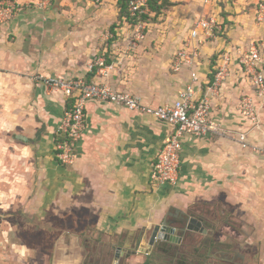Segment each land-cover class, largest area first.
I'll use <instances>...</instances> for the list:
<instances>
[{
    "label": "crops",
    "instance_id": "obj_1",
    "mask_svg": "<svg viewBox=\"0 0 264 264\" xmlns=\"http://www.w3.org/2000/svg\"><path fill=\"white\" fill-rule=\"evenodd\" d=\"M17 1L22 5L27 2ZM217 2L204 3L203 0L197 11L185 8L184 15L179 17L185 21L187 15L189 20H193L195 14L199 17L216 15L221 24L222 30L215 28L201 35L199 78L193 83L196 96L206 94L215 79V65L221 55H230L228 75L218 92L209 93L218 129L205 136H184L179 181L176 185L160 187L151 184L150 172L159 148L170 133V125L114 103L87 101L86 125L76 144L75 161L66 165L56 158L57 128L72 99L50 90L44 80L36 78L49 74L46 69L53 61L52 52L47 50L53 44L49 37L59 30L38 27L36 20L41 11L25 5L15 18L3 25L0 66L13 69L31 82L35 103L30 120L19 128L21 138L8 145L13 158H0L3 159L0 162V212L21 210L39 220L47 219L49 213L75 215L78 221L83 219L82 230L76 233L68 225L64 228L56 242L58 262L54 261L57 264H84L88 252L80 251L78 246V239L83 235L91 243H96L92 236L106 239L112 245L115 264L122 260L142 262L161 244L180 246L186 237L198 233L191 232L178 243L159 239L149 253L140 250L148 246L157 225L168 221L180 226L177 220L181 219V213L202 217L203 225L209 229L207 215L199 210L203 203L219 202L226 206L235 200L243 215L248 211L254 215L258 211L264 197V122L252 128L242 122L238 103L241 96L251 90V81L236 58L252 40L264 43V22H256L251 6L248 13L244 11V4L232 6L227 2L223 7ZM251 16L255 22L249 20ZM127 23L125 20L124 24ZM125 26L120 27L117 42L114 41L109 50L113 60L108 74L104 76L98 66L90 68L89 64L79 77L94 82L106 80L112 88L128 90L147 104L173 103L178 92L191 81L188 67L179 71L171 68L172 54L188 36L187 30V35L174 32L163 22L159 29L148 28L145 40L131 48L134 26L131 29ZM152 38L155 41H150ZM240 131L246 132V143L239 140ZM80 212L84 215H78ZM4 217H0V264H38L36 251L24 247L19 236L17 239L10 234L7 223H14ZM258 239L253 237L252 240ZM118 247H121L120 256L116 258ZM221 249L213 252L210 248L209 257L231 261L235 253L228 248ZM238 254L244 259L243 254ZM47 256L51 259L52 250H45L41 258ZM172 257L176 258V254ZM170 258L157 253L150 264H165Z\"/></svg>",
    "mask_w": 264,
    "mask_h": 264
},
{
    "label": "rangeland",
    "instance_id": "obj_2",
    "mask_svg": "<svg viewBox=\"0 0 264 264\" xmlns=\"http://www.w3.org/2000/svg\"><path fill=\"white\" fill-rule=\"evenodd\" d=\"M34 1L36 0H27L24 4L31 2L30 7L39 11L33 5ZM201 1L203 0H159L156 4L154 2L157 12L142 13L144 14L143 20L149 23L145 28V33L148 28H161L163 22L167 25V29H173L174 32L180 31L181 34L186 33L187 30L188 33L199 16L195 14L193 20H189L190 17L187 15L186 20L182 21L179 15H184L185 8H194L197 11ZM253 1L257 0H218L217 3L223 7L227 2L232 6L237 3L244 4L246 6L244 11L249 13L250 6L255 5ZM51 3V6L40 10L41 16L36 20L39 21L38 27H56L55 29L59 30L58 33L49 37L53 40V44L47 49L53 54L51 66H47L46 69L49 74H42V77L36 78L38 81L44 80V83L45 78L79 77L85 66L99 57H104L106 64L109 65L113 60L109 50L113 42H117V32L121 31L120 27L126 25V28L131 29L134 26L133 22L124 24L125 19L121 17V0H52ZM176 5H179V8H176ZM222 12L223 10L220 11ZM249 20L255 22L253 16ZM58 34L62 36L57 37ZM185 36L180 37L181 40ZM150 41H155V39L152 38ZM48 88L53 90L51 87ZM34 95V87L23 75L5 65L0 66V158H13L12 148L8 145L21 138L18 135L19 128H23V125L30 120L31 110L35 103ZM2 161L3 159L0 160ZM9 164L11 162L7 165ZM2 167L5 171L6 168ZM262 201L264 202V197ZM263 202L259 203L260 207L254 215L249 211L243 215L240 210L238 211L235 200L230 201L226 206L219 202L215 205L203 203L199 206V210L207 215L208 223H210L206 233H194L193 236L186 237L180 246L167 247L161 244L151 256L145 257L142 262L139 260L137 263H132L122 260L117 264H150L154 258H157V253H160V256L171 257L166 260L165 264H264ZM78 215H84V212ZM1 216H5V219L14 223L13 225L7 223L11 235L16 238L19 236L20 239H17L23 242L24 247L36 251L38 264H57L56 242L66 230L64 228L68 225L70 230L76 233L82 230L81 225L85 223L83 219L78 221L75 215L57 216L52 213L46 216L47 219L39 220L37 217H29L21 210L0 212ZM92 237L96 243L89 242L84 235L78 239L79 250L88 252L84 264H115L112 245L101 236ZM253 237H259V239L253 241ZM51 246L52 249H50ZM210 248L213 252L228 248L232 254L237 252L243 254L244 259L240 255L236 257L233 254V260L229 262L223 259L214 260L208 255ZM45 250L47 252L52 250L51 259H48V256L41 258ZM176 250L182 252L183 255L172 257Z\"/></svg>",
    "mask_w": 264,
    "mask_h": 264
},
{
    "label": "built area",
    "instance_id": "obj_3",
    "mask_svg": "<svg viewBox=\"0 0 264 264\" xmlns=\"http://www.w3.org/2000/svg\"><path fill=\"white\" fill-rule=\"evenodd\" d=\"M99 1V0H95ZM213 0H204L211 3ZM33 5L42 10L51 6L52 0H36ZM25 5V4H24ZM17 0H0V34L3 25L15 18L24 6ZM32 5L28 2L25 6ZM253 7L255 19L264 22V0H259ZM128 10L131 16L138 17L134 22V35L130 47H136L146 38V21L140 19V14L150 12L148 0H130ZM221 29L216 15L200 16L189 29L188 36L172 54L171 68L179 71L188 67L191 71V81L183 87L173 103L152 105L128 91L112 88L108 82L87 81L83 77L76 78H45V84L55 91L72 99L57 128L55 156L62 164H72L76 158V144L81 139L86 122V103L91 99L106 101L143 114H149L170 125V133L159 148L150 172L151 184L160 187L165 184L176 185L180 173V151L182 140L186 135L205 136L210 131H216L218 124L212 114V95L218 92L223 79L229 73L227 65L231 57L223 53L215 65L214 81L208 86L207 93L196 96L193 83L198 80L197 67L201 56V35ZM243 72L251 81V90L239 99L238 110L243 123L249 127L259 126L264 122V43L252 40L246 49L240 50L237 58ZM98 66L99 71L106 76L109 65L104 57L90 63V68ZM238 138L246 143V132L240 131Z\"/></svg>",
    "mask_w": 264,
    "mask_h": 264
},
{
    "label": "water",
    "instance_id": "obj_4",
    "mask_svg": "<svg viewBox=\"0 0 264 264\" xmlns=\"http://www.w3.org/2000/svg\"><path fill=\"white\" fill-rule=\"evenodd\" d=\"M181 219L177 220L180 223V226H176L171 222L165 221L160 225H157L150 237H149V244L146 247L141 248L140 250L144 253H149L153 245L159 239L178 243V241H182L184 239L186 233L190 234L191 232H200L206 233L208 228L203 225V218L202 217H195V216H188L187 214H180ZM185 222V223H184ZM206 223V222H204ZM120 248L118 247L116 251V258L120 256ZM136 251V250H135ZM134 252V251H133ZM243 256V255H242Z\"/></svg>",
    "mask_w": 264,
    "mask_h": 264
},
{
    "label": "trees",
    "instance_id": "obj_5",
    "mask_svg": "<svg viewBox=\"0 0 264 264\" xmlns=\"http://www.w3.org/2000/svg\"><path fill=\"white\" fill-rule=\"evenodd\" d=\"M129 1L130 0H121V9H122V14H121V17H123L125 20H127L128 22H136L137 20H138V17H134V16H131L130 15V12H129V10H128V4H129ZM159 0H148V5H149V8H150V11L151 12H157L156 10H155V8H156V3L158 2ZM154 2H155V4H154ZM165 5V4H164ZM159 12V11H158ZM144 16V14H141L139 17H140V19H142L143 20V17ZM147 22V21H146ZM213 77V76H212Z\"/></svg>",
    "mask_w": 264,
    "mask_h": 264
},
{
    "label": "flooded vegetation",
    "instance_id": "obj_6",
    "mask_svg": "<svg viewBox=\"0 0 264 264\" xmlns=\"http://www.w3.org/2000/svg\"><path fill=\"white\" fill-rule=\"evenodd\" d=\"M179 222H180V221H179ZM179 222H178V223H179ZM184 223H185V222H184ZM179 224H180V223H179ZM193 232H194V231H193ZM186 235H188V234L186 233ZM186 235H185V236H186ZM184 238H185V237H184ZM175 254H176V255H179L180 252H179L178 250H176V251H175ZM234 255H235L236 257H239V254H238V253H235ZM231 257H232V256H231ZM241 258H242V257H241ZM231 259H232V258H231ZM232 260H233V259H232ZM241 261H242V260H241Z\"/></svg>",
    "mask_w": 264,
    "mask_h": 264
}]
</instances>
